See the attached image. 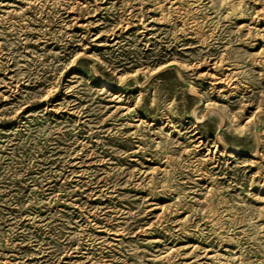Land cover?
Returning a JSON list of instances; mask_svg holds the SVG:
<instances>
[{
    "label": "rangeland",
    "instance_id": "374dc122",
    "mask_svg": "<svg viewBox=\"0 0 264 264\" xmlns=\"http://www.w3.org/2000/svg\"><path fill=\"white\" fill-rule=\"evenodd\" d=\"M0 264H264V0H0Z\"/></svg>",
    "mask_w": 264,
    "mask_h": 264
},
{
    "label": "bare ground",
    "instance_id": "6f19581e",
    "mask_svg": "<svg viewBox=\"0 0 264 264\" xmlns=\"http://www.w3.org/2000/svg\"><path fill=\"white\" fill-rule=\"evenodd\" d=\"M102 88H105L106 90H108V91H116L117 90V88L116 87H114V86H112V85H110V84H108V83H102ZM231 88V87H230ZM192 115L194 116V112H192ZM221 116V115H220ZM254 118V117H253ZM258 137V136H257ZM257 139V138H256ZM258 143H259V141H258ZM258 146V145H257ZM259 147V146H258ZM257 148V147H256ZM258 151V150H257ZM241 152H239L238 150H236V149H233V151H231V154H240ZM257 152H255V153H245L247 156H254L255 154H256ZM258 155V154H257Z\"/></svg>",
    "mask_w": 264,
    "mask_h": 264
}]
</instances>
